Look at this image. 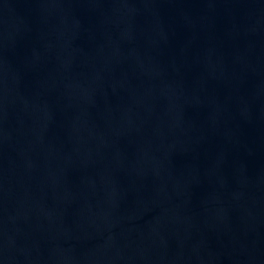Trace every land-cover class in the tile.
Returning a JSON list of instances; mask_svg holds the SVG:
<instances>
[{
  "label": "water",
  "instance_id": "95a60500",
  "mask_svg": "<svg viewBox=\"0 0 264 264\" xmlns=\"http://www.w3.org/2000/svg\"><path fill=\"white\" fill-rule=\"evenodd\" d=\"M0 264H264V0H0Z\"/></svg>",
  "mask_w": 264,
  "mask_h": 264
}]
</instances>
